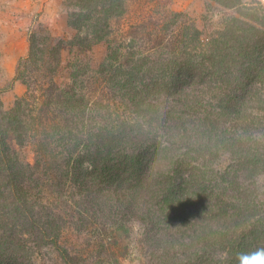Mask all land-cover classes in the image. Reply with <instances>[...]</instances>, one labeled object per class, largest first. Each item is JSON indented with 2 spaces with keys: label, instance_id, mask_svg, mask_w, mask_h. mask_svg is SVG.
<instances>
[{
  "label": "trees",
  "instance_id": "16d2710c",
  "mask_svg": "<svg viewBox=\"0 0 264 264\" xmlns=\"http://www.w3.org/2000/svg\"><path fill=\"white\" fill-rule=\"evenodd\" d=\"M210 1L231 13L205 41L198 29L184 25L176 42L156 56L129 54L124 68L101 64V71L111 72V89L120 91L135 116L133 123H116L112 133L86 131L89 103L53 84L62 42L50 50L37 48L35 39L30 43L31 60L34 52L41 54L34 66L48 57L51 79L37 111L22 99L7 112L0 105V264H34L32 253L42 246L75 264L59 246L66 220L45 193L48 177L39 179L35 171L42 166L33 170L14 148L27 144L51 156V186L72 182L75 215L104 219L117 231L136 223L138 243L154 263L240 264L241 255L264 249V204L251 189V177L264 170V8L257 0ZM124 2L72 0L67 25L75 34L68 44L87 51L106 41L109 21L124 15ZM117 56L113 48L108 59ZM17 79L26 83L18 72ZM131 140L126 156L121 147ZM223 154L232 173L209 163L197 168ZM158 157L163 166L155 163ZM150 161L164 183L155 202L146 196L163 185L143 196L111 186L114 174L117 179L129 171L139 178ZM135 180L129 184L143 190Z\"/></svg>",
  "mask_w": 264,
  "mask_h": 264
},
{
  "label": "rangeland",
  "instance_id": "374dc122",
  "mask_svg": "<svg viewBox=\"0 0 264 264\" xmlns=\"http://www.w3.org/2000/svg\"><path fill=\"white\" fill-rule=\"evenodd\" d=\"M257 1L264 8V0L263 3ZM72 11V0H0V105L1 110L7 112L17 100L22 99L28 110L37 111V106L41 103V90L48 87L52 78L53 84L58 88L64 91L72 89L89 103L86 112L89 119L84 123L86 131L91 134L94 131L100 134L108 131L112 133L117 129L116 123H133L135 118L125 104L126 101L121 99L120 91L111 89V72L101 71L103 62L112 63V69L118 66L124 68L130 66L129 54L156 56L176 42L184 25L198 29L201 39L205 41L221 29L223 20L231 13L210 0H125L124 15L109 21L111 34L106 41L84 51L68 44L75 34L67 25L68 15ZM34 39V45L39 49L44 45L50 50L58 40L63 44L51 78L46 69L47 56L35 66L33 60L41 58V54L34 52L33 60L30 58V43ZM113 48L117 49L118 56L116 60L109 61ZM17 72L26 83L17 79ZM52 114L54 115V111H51ZM237 132L242 133L239 130ZM260 140L259 144L264 150V139ZM134 144V140H131L121 147L124 155L131 153ZM14 148L23 161L32 165L33 170L38 165L42 166L35 171L39 172L36 175L39 179L48 177L46 186H43L45 193L50 196L48 200H51V206H58L66 220L59 246L71 256L75 264H157L138 243L142 230L136 223L125 225V229L117 231L108 227L110 222L104 219L86 217L82 212L84 218L75 215L76 206L71 198L74 196L72 182L60 186L61 189L51 186V176L54 173L53 166L49 169V153L45 157L43 153H37L36 150L39 149L29 144L21 148L14 145ZM41 156H44L46 163L41 162ZM154 162L150 161L146 170L141 168L143 171L139 178L130 175L127 170L117 179L114 174L111 186H122V189L127 187L138 196H143L142 192L157 190L164 183L158 176L161 171L155 168V163L163 166V161L158 157L157 162ZM208 163L220 173H230L232 170L228 167L231 164L227 154L198 165L197 168L201 170ZM40 168L43 169L39 171ZM137 179L143 184V190L139 184H129V181ZM251 181V189H255L259 194L260 204H264V170L258 176L251 177ZM161 193H164V185L159 192L146 197L150 202H155L153 200ZM32 255L34 264H64L51 247L42 246L33 251Z\"/></svg>",
  "mask_w": 264,
  "mask_h": 264
},
{
  "label": "clouds",
  "instance_id": "9594fccd",
  "mask_svg": "<svg viewBox=\"0 0 264 264\" xmlns=\"http://www.w3.org/2000/svg\"><path fill=\"white\" fill-rule=\"evenodd\" d=\"M240 264H264V249L239 257Z\"/></svg>",
  "mask_w": 264,
  "mask_h": 264
}]
</instances>
